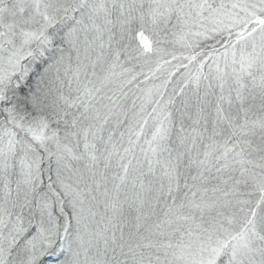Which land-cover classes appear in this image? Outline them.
<instances>
[{"label": "snow or ice", "instance_id": "1", "mask_svg": "<svg viewBox=\"0 0 264 264\" xmlns=\"http://www.w3.org/2000/svg\"><path fill=\"white\" fill-rule=\"evenodd\" d=\"M0 264H264V0H0Z\"/></svg>", "mask_w": 264, "mask_h": 264}]
</instances>
